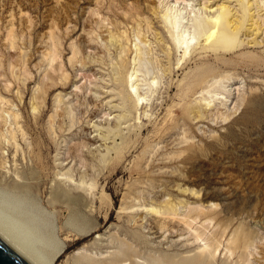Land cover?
Listing matches in <instances>:
<instances>
[{
	"label": "rangeland",
	"instance_id": "obj_1",
	"mask_svg": "<svg viewBox=\"0 0 264 264\" xmlns=\"http://www.w3.org/2000/svg\"><path fill=\"white\" fill-rule=\"evenodd\" d=\"M157 6L158 0H0V122L3 125L0 123V133L9 129L19 131L15 158L11 156L13 145H7L0 135V158L4 155L9 171L5 178L0 177V218L24 236V243L49 264H73L82 249L101 257L108 255L104 256L108 259L125 240L133 248L135 246L138 261L167 257L176 263L197 256V247L204 242L195 239L194 230L209 236L218 232L220 227H226V233L221 237L214 259L207 264H264V62L255 65L249 59H243L221 64L210 55L207 60L216 68L205 86L212 88L217 79L215 87L218 92L224 89L217 97L227 99L224 98L225 105L215 100L210 108L202 105L198 109L199 103L192 93L184 97L177 95L178 84L194 68L193 63L187 61L184 65L183 62L178 68L175 61L179 54L172 50L170 59H167L151 30L148 33L144 28L142 20L147 17L152 30L162 32L166 41L169 39L154 13L159 10ZM135 11L143 14V18ZM131 13H135V19L131 20L134 24L130 22ZM124 14L128 19L125 20ZM136 15H140V19ZM8 29L11 31L7 32ZM135 30L142 33L141 36ZM111 32L119 37L116 44L123 41L121 38L126 43L122 42L127 51H121L126 58L124 66L118 65L122 57L117 51L119 48L112 44L111 48L108 42L107 34H113ZM7 38L14 43L8 42ZM139 42L149 72L146 79L161 77L148 107L127 111L128 118L116 123L113 116L121 111L112 105L121 104L112 95L117 92L114 79L118 72L131 71L132 44ZM167 46L170 48L169 43ZM54 47H57L58 54ZM73 49L76 51L74 55ZM251 49L241 51L252 52ZM53 50L58 57L48 61ZM256 51L259 56L264 55L259 49L253 50ZM225 57L232 58V54ZM158 58L163 66L156 61ZM168 62L173 63L171 71L163 72ZM49 72L56 76L53 83L56 81L58 87L45 86L44 80H48L46 74ZM58 80L64 81L62 86ZM127 105L129 107V101ZM31 106L39 107L32 109ZM144 110L147 115L143 114ZM12 112L20 117L17 126L8 117ZM92 124L112 130L109 137L115 134L114 139H109L111 143L106 144L108 152L101 151L105 146L100 150L95 148L103 141L95 137L97 132ZM161 124L163 131L155 133ZM184 139L189 141L183 142ZM74 145L78 147L77 156L76 153L73 155ZM116 151L121 152L117 159ZM80 155L85 158L83 163ZM144 163L148 170L142 166ZM86 169L90 174L87 178L96 181L93 210H90V204H82L84 199L69 191L73 185L64 176L71 175L77 183L81 172ZM101 188L102 198L99 199ZM166 199L173 203L179 217L187 218L190 227L169 221L165 222L164 231L150 229L154 216L144 212L143 207L150 203L161 208ZM213 203L216 205L212 206ZM121 207L129 210L119 213ZM198 208V212L194 211ZM238 226L249 230L253 237L247 257L240 258L234 248L231 252L225 251L229 234ZM85 233L90 235L86 237ZM75 239L77 244L69 246ZM53 253L56 256L51 259Z\"/></svg>",
	"mask_w": 264,
	"mask_h": 264
},
{
	"label": "bare ground",
	"instance_id": "obj_2",
	"mask_svg": "<svg viewBox=\"0 0 264 264\" xmlns=\"http://www.w3.org/2000/svg\"><path fill=\"white\" fill-rule=\"evenodd\" d=\"M154 2V1H153ZM155 4V3H154ZM159 6V7H158ZM158 11H155V15L156 18L158 19V22L160 23V28L163 30V32L165 31V33L167 34V37L169 39H167V41L165 40L162 32L159 31H154L151 28V22L150 19H148L147 17H145L142 21H144L145 24V29L148 31V33H150L149 31L151 30V33L153 34L152 36H154V40L156 41V43L158 44V46L160 47L161 51L164 53L165 57L167 59H170V53L172 50H174L175 52H177L179 55L176 58L175 61V65L178 66L181 65L184 62V65H187V61L188 63H193L194 68L192 70H190L188 73L185 74V76L180 80L178 87L179 89L177 90V95L184 97L187 96L189 93H192V96L194 97V100L199 103L198 109L201 108L202 105L205 106V108H210L211 105H213V103L215 104V100H220V104L221 105H225L224 102V98L227 99L225 96L222 99V97H217L220 94H223V90L218 92V89H216L215 85L217 82L214 80L213 84L211 85L212 88H210V86H205V84L207 85V79L211 76V74L214 72V69L216 68L212 63H209V61L207 60V58L212 55L215 58V62L219 61L221 64H231L232 62H235L236 60H243V59H249L252 63H254L255 65H259L261 64V62H264V55L259 56L258 52H253V50L255 49H259L260 52H264V0H158ZM135 7V5H134ZM139 7V6H138ZM110 8V7H109ZM132 8V7H131ZM153 8V7H151ZM155 8V6H154ZM128 9V8H127ZM134 9V8H133ZM140 10V9H139ZM154 10V9H153ZM127 11V10H125ZM149 11V10H148ZM133 12V11H131ZM136 12V11H135ZM128 14H130V12H127ZM137 13V12H136ZM139 13V12H138ZM137 13V14H138ZM153 13V12H152ZM135 14V13H134ZM133 14V15H134ZM140 14V13H139ZM133 15L131 13V19L130 22L133 18ZM141 15V14H140ZM138 15V16H140ZM143 15V14H142ZM141 15V19L143 18V16ZM137 16V15H136ZM137 16V17H138ZM128 15H126L125 18V14H124V18L125 20L128 19L127 18ZM139 18V17H138ZM137 18V19H138ZM150 18V17H149ZM135 19V18H133ZM140 19V18H139ZM138 19V20H139ZM128 22V21H127ZM139 21H135V23H138ZM141 22V21H140ZM129 23V22H128ZM127 23V24H128ZM131 23L134 24V21H132ZM112 24V23H111ZM130 24V23H129ZM128 24V26H129ZM132 24V28H134V25ZM141 24V23H138ZM138 24H136L138 26ZM115 25V24H114ZM142 25V24H141ZM139 25V28L140 26ZM114 27V26H113ZM12 27L10 26V29ZM115 28V27H114ZM130 28V27H129ZM136 28V27H135ZM8 29L7 32H10L11 30L13 31V28L10 30ZM113 29V28H112ZM109 30V29H107ZM137 30V29H136ZM135 30V31H136ZM110 31V30H109ZM113 31V30H111ZM117 31H119V29L117 28ZM140 31V29H138V32ZM14 32V31H13ZM115 32V31H114ZM122 32V31H121ZM125 32V29L124 31ZM130 32V31H129ZM132 32V31H131ZM137 32V31H136ZM137 32V34H138ZM15 33V32H14ZM113 33V32H111ZM117 33V32H115ZM107 34L109 35V37L106 38L108 39V42L110 43V47L112 45H117V48H119L118 53H120L121 51L124 53V51L126 48L125 45L126 43L122 42L125 44H123L122 42H119V45L116 44V42H118L116 39H118L119 37L114 36V34ZM120 33V32H119ZM126 33V32H125ZM144 33V32H143ZM146 33V32H145ZM8 34V33H7ZM140 34V33H139ZM138 34V35H139ZM142 34V33H141ZM140 34V36H141ZM15 35V34H14ZM125 34H123L124 36ZM135 35V33H134ZM144 35V34H143ZM8 36L11 37L10 34H8ZM50 36L53 37V35L50 34ZM49 36V38H50ZM122 36V37H123ZM133 36V34H132ZM150 36V35H149ZM13 39L14 36L12 35ZM51 37V38H52ZM116 37V38H115ZM148 37V34H147ZM151 37V36H150ZM50 38V40L52 41V39ZM128 38V37H126ZM138 38V37H137ZM8 39V38H7ZM55 38L53 37V40ZM106 39V40H107ZM133 39V38H132ZM10 38L8 39L9 42ZM105 40V41H106ZM119 40V39H118ZM140 40V39H138ZM11 41V40H10ZM14 41V40H13ZM58 41V40H55ZM142 41V40H141ZM102 42V41H101ZM127 42V39H126ZM129 42V40H128ZM144 42V41H142ZM12 43V41L10 42ZM9 43V44H10ZM14 43V42H13ZM12 43V44H13ZM54 43V42H53ZM124 46H122V44ZM169 43L170 48L167 46V44ZM55 44V43H54ZM104 44V43H102ZM112 44V45H111ZM142 43L139 42V44L134 43L133 45V51H134V57L131 60L132 63V69L131 71L126 70L123 72H118V77L116 79H114V81L116 83H113L114 88L117 90V92H115L114 94H112L113 96H115L118 100H120L121 105H112V108L115 109H119L121 111V113H119V115H117L116 117L113 116V118H116V123H121L122 120H125L126 118H128V115H126V112H131L132 109H138L140 107V109L145 108L146 106L148 107L149 105V101H150V97L152 96V94L156 91V86L158 81L160 80L159 76H155V77H151L150 79H146L147 74H149L148 72V68L145 65L146 62L144 61V50L141 48ZM151 44V43H150ZM81 45V44H80ZM83 45V44H82ZM85 45V44H84ZM105 45H107L105 43ZM129 45V43H128ZM127 45V47H128ZM144 45V44H143ZM149 45V44H148ZM55 46V45H54ZM56 46H57V42H56ZM104 46V45H103ZM105 47V46H104ZM103 47V48H104ZM114 47V46H113ZM150 48V46H148ZM151 47H153L151 45ZM10 48V46H9ZM13 47H11L12 49ZM53 48V45H52ZM55 48V47H54ZM82 48V47H81ZM97 48V47H96ZM106 48V47H105ZM112 48V47H111ZM129 48V47H128ZM154 48V47H153ZM253 48V50L251 49ZM57 47L54 49L56 52ZM131 49V48H130ZM244 49H251V51H241ZM50 52L52 51L50 49V58L48 57L50 60L48 61H54L55 59V53ZM107 50V49H106ZM124 50V51H123ZM154 50V49H153ZM156 50V49H155ZM154 50V51H155ZM74 51V49H73ZM103 51V50H100ZM121 52L122 57L120 56L119 60H118V65L124 66L126 63V58L123 56L124 54ZM131 52V51H130ZM47 53V52H46ZM45 53V54H46ZM58 54V52H56ZM100 53V52H99ZM109 53V51H108ZM157 53V52H156ZM76 54V51L73 52V55ZM129 54V52H128ZM152 54V52H151ZM150 54V55H151ZM232 54V58H226V55ZM47 55V54H46ZM13 56V55H12ZM152 56V55H151ZM58 57V55L56 56ZM125 58V59H124ZM152 58V57H151ZM162 58V57H161ZM58 59V58H57ZM147 59V58H146ZM56 60V59H55ZM157 62L160 63V66H163L161 64V61L159 60V58L156 60ZM113 62V60H112ZM52 63V62H51ZM111 63V62H110ZM114 63V62H113ZM157 64V63H156ZM173 63L171 64L170 62H168V67H165L163 70V72H170L171 71V67H172ZM189 65V64H188ZM234 65V64H233ZM175 66V67H176ZM11 67V66H10ZM13 67V66H12ZM52 68L56 69V66H52ZM157 68V67H156ZM159 68V67H158ZM177 68V67H176ZM12 69V68H11ZM156 70V69H155ZM217 70V69H216ZM54 72V70H52ZM120 71V70H119ZM157 71V70H156ZM52 72V74H53ZM158 72V71H157ZM161 72V71H160ZM159 73V72H158ZM54 75V74H53ZM50 74H46L47 79L50 81L47 82L48 80H44L45 86H49V87H54L55 85L57 86L58 83L56 84L55 82L53 83L54 80V76ZM58 76V75H57ZM114 76V75H113ZM215 76V75H214ZM59 77L62 78V76L60 75ZM64 77V74H63ZM141 77V78H139ZM220 77V76H219ZM216 78V77H215ZM218 78V77H217ZM227 79L231 78V77H225ZM159 79V80H158ZM223 79V78H222ZM60 80V79H59ZM59 80L57 82H59ZM63 80V78H62ZM64 80L66 81V78L64 77ZM221 81V78L219 79ZM218 80V81H219ZM141 81V82H140ZM223 81V80H222ZM64 82V81H61ZM61 82H59L61 84ZM169 82V81H168ZM42 83V82H41ZM67 83V82H65ZM220 83V82H219ZM226 83V82H225ZM43 84V83H42ZM160 84V83H159ZM221 84H223V82H221ZM224 85V84H223ZM62 86V84H61ZM65 86V84H64ZM143 86H146V88H143ZM43 87V86H42ZM41 87V88H42ZM58 87V86H57ZM110 87V86H109ZM120 87H123V90H120ZM45 87H43L44 89ZM251 88V87H250ZM41 89V90H43ZM47 89V88H45ZM49 89V88H48ZM47 89V90H48ZM165 89V88H164ZM221 90V89H220ZM226 90V89H225ZM44 91V90H43ZM107 91V90H106ZM112 91V90H110ZM109 91V92H110ZM227 91V90H226ZM229 91V90H228ZM257 91V89H256ZM46 92V91H45ZM44 92V93H45ZM108 92V91H107ZM159 92V91H158ZM230 92V91H229ZM41 93V92H40ZM43 93V92H42ZM228 93V92H226ZM39 95V94H38ZM37 95V97H39ZM41 95V94H40ZM59 96V93L57 94ZM56 95V96H57ZM197 95V96H196ZM207 95V97L205 96ZM36 97V99H37ZM41 97V96H40ZM44 97V96H43ZM62 99V95L60 96ZM59 97V98H60ZM99 97V96H94ZM93 97V98H94ZM111 97V96H110ZM200 97V98H198ZM35 98V97H34ZM58 98V99H59ZM3 99V98H2ZM57 99V100H58ZM154 99V98H153ZM110 100V99H109ZM108 100V101H109ZM42 101V98H41ZM39 101V102H41ZM62 101V100H61ZM127 101L130 102V105L128 107L127 105ZM156 101V100H155ZM154 101V102H155ZM38 103V101H36ZM36 102L34 105H36ZM55 102H60V101H55ZM93 102V101H92ZM153 102V101H152ZM153 102V103H154ZM95 103V102H94ZM192 103V102H191ZM41 104V103H40ZM40 104H38L40 106ZM98 104V103H97ZM219 104V105H220ZM93 105V104H92ZM193 105V104H192ZM218 105V104H217ZM37 106V107H39ZM58 107V105H56ZM191 106V105H190ZM216 106V105H214ZM238 106V105H237ZM32 109H37V107H33L31 106ZM56 107V108H57ZM101 107V106H99ZM165 107V106H164ZM219 107V106H218ZM222 107V106H221ZM225 107V106H224ZM222 107V108H224ZM55 108V111L57 112ZM59 108V107H58ZM57 108V109H58ZM111 108V109H112ZM221 108V109H222ZM236 108V107H235ZM96 109V108H95ZM220 109V108H218ZM225 109V108H224ZM230 109V108H229ZM232 109V108H231ZM238 109V107H237ZM92 110V109H91ZM99 110V109H97ZM212 110V109H211ZM214 110V109H213ZM227 111V109H225ZM95 111V110H94ZM100 111V110H99ZM172 111V110H171ZM216 111V110H215ZM221 111V110H220ZM235 111V110H234ZM55 112V113H56ZM98 112V111H97ZM154 112V111H153ZM208 112V111H207ZM213 112V111H212ZM219 112V111H218ZM229 112V111H228ZM8 113V112H7ZM54 113V114H55ZM140 113V112H139ZM145 110L143 111V114H145ZM211 113V111H210ZM214 113V112H213ZM233 113V112H232ZM2 114V113H0ZM107 114V113H106ZM134 114V113H133ZM154 114V113H153ZM5 115V114H4ZM2 115V116H4ZM8 115V114H6ZM60 115V113H59ZM98 115V114H97ZM96 115V116H97ZM104 115V113H103ZM147 115V114H145ZM228 115V114H227ZM230 115V114H229ZM12 118V122L15 126L18 125V116L16 113L12 112L11 114L8 115V117ZM62 116V113H61ZM93 116V115H92ZM107 116V115H106ZM41 117V116H40ZM52 117V116H51ZM49 116V118H51ZM79 117V116H78ZM141 117V116H139ZM229 116H227L228 118ZM2 118V117H0ZM4 118V117H3ZM94 118V117H93ZM225 118V116H224ZM5 119V118H4ZM61 119V118H60ZM90 119V118H89ZM168 119V118H167ZM172 119V118H171ZM181 119V118H180ZM198 119V118H197ZM3 120V119H2ZM93 120V119H92ZM111 120V119H110ZM114 120V119H113ZM4 121V120H3ZM6 121V120H5ZM91 121V120H90ZM109 121V120H108ZM107 121V122H108ZM137 121V120H136ZM165 120H163L164 122ZM181 121V120H180ZM2 122V121H1ZM0 122V123H1ZM7 122V121H6ZM92 122V121H91ZM90 122V123H91ZM113 122V121H112ZM179 122V121H178ZM20 123V120H19ZM93 123V122H92ZM95 123V122H94ZM123 123V122H122ZM130 123V122H129ZM140 123V122H139ZM166 123V122H165ZM164 123V124H165ZM5 124V123H3ZM47 124V123H46ZM99 124V123H98ZM103 124V123H102ZM113 124V123H111ZM163 124V123H162ZM160 125V127H157L155 129V133L161 132L163 131V125ZM2 125V123H1ZM7 125V124H5ZM87 125V124H86ZM89 125V124H88ZM93 125V124H92ZM91 125V126H92ZM124 125V124H123ZM127 125V123L125 124ZM3 126V125H2ZM11 126V125H10ZM104 126V125H103ZM114 126V125H113ZM7 127V126H5ZM3 127V128H5ZM20 127V126H19ZM92 127H94V131L97 132V135L95 137L98 136L99 140L103 141L102 145H97V147H95L96 149L100 150L101 146H105L103 149H101V151L106 150V152H108L109 147L108 145L106 146V144L108 142H110V138L114 139L116 136L115 134L111 135L112 137H109L112 130H108L107 128L103 129L98 127L97 125H93ZM119 127V125L117 126ZM183 127V126H182ZM2 128V130H3ZM17 128V127H16ZM51 128V127H50ZM88 128V127H87ZM91 128V127H90ZM115 128V127H114ZM19 129V128H17ZM52 129V128H51ZM168 129V128H167ZM183 129V128H182ZM5 130V129H4ZM20 130V129H19ZM124 130V129H123ZM22 131V130H21ZM20 131V132H21ZM167 131V130H166ZM184 131V129L182 130ZM19 132V131H18ZM17 132V133H18ZM93 132V131H90ZM102 132H105V134H102ZM123 132V131H122ZM16 131L13 129H9V130H5L2 131L0 133V135L3 137L2 139L6 142V144L8 145L9 143H11V145H13L14 147V151L11 154V156H16L17 155V150L19 145L17 144V140H16ZM185 133V131H184ZM23 134V132H22ZM90 134V133H89ZM18 135V134H17ZM25 135V134H24ZM23 135V137H25ZM88 135V134H86ZM182 135V134H181ZM0 136V138H1ZM21 136V135H20ZM169 136V135H168ZM174 136V135H173ZM90 138V137H89ZM181 139V137H179ZM184 138V136H183ZM186 138V137H185ZM24 139V138H23ZM92 139V138H91ZM90 139V140H91ZM173 139V138H172ZM171 139V141H173ZM190 139V138H187ZM1 140V139H0ZM109 140V141H108ZM167 140V139H166ZM177 141V139H175ZM3 141V142H4ZM87 141V140H86ZM85 141V142H86ZM95 141V140H94ZM100 141V142H101ZM169 140V142H171ZM182 141V140H181ZM186 141L185 139L183 140V142ZM189 141V140H187ZM186 141V142H187ZM193 142V141H192ZM72 143V142H71ZM81 143V142H80ZM78 143V145L80 144ZM84 143V142H83ZM111 143V142H110ZM119 143V142H118ZM168 143V142H167ZM172 143V142H171ZM175 143V142H174ZM178 144L180 143V141L177 142ZM176 143V144H177ZM4 143H2L3 145ZM5 144V145H6ZM90 144H94L91 143ZM184 143H181L180 145H182ZM3 145V146H5ZM85 145V144H84ZM171 145V144H170ZM174 145V144H173ZM172 145V146H173ZM75 146V145H74ZM77 146V145H76ZM74 149V153L73 155L76 153L77 148ZM81 145H79L80 147ZM92 146V145H91ZM7 147V146H6ZM85 147V146H84ZM83 147V148H84ZM89 147V146H88ZM164 147V146H163ZM174 147V146H173ZM1 148V147H0ZM73 148L71 150H73ZM102 148V147H101ZM115 148V147H114ZM169 148V147H167ZM2 149H4L2 147ZM147 149V148H146ZM93 151V150H92ZM17 152V153H16ZM21 152V151H20ZM82 152V151H81ZM96 152V151H95ZM143 152V151H142ZM178 152V151H177ZM182 152V151H181ZM105 153V152H104ZM120 151H116L115 153V159H117L120 155ZM144 153V152H143ZM141 153V154H143ZM163 153V152H162ZM168 153L171 154V152L168 151ZM172 153H175V151H173ZM180 153V151H179ZM16 154V155H15ZM111 154V153H110ZM150 154V153H149ZM152 154V153H151ZM181 154V153H180ZM179 154V155H180ZM2 155V154H1ZM78 154L76 153V156ZM163 155V154H162ZM165 155V154H164ZM168 155V154H167ZM173 155V154H171ZM174 155H178V154H174ZM4 157V155H2ZM81 156V155H80ZM87 156V155H86ZM143 156V155H142ZM141 156V157H142ZM169 156V155H168ZM3 157L0 158V177L1 178H5L7 176V174H9V171L6 169V161L3 159ZM79 157V156H78ZM83 156L80 157V162L83 163V160L85 159ZM151 157V155H150ZM164 158V156H162ZM167 157V156H165ZM174 157V156H173ZM180 157V156H179ZM15 158V157H14ZM23 158V157H22ZM87 158V157H86ZM161 158V155H160ZM169 158V157H167ZM171 158V157H170ZM169 158V159H170ZM43 159V158H42ZM143 159V158H142ZM145 159V158H144ZM16 161V160H15ZM85 161V160H84ZM138 161V160H137ZM145 161H147V159H145ZM141 162V161H140ZM151 162V161H150ZM146 163V162H145ZM144 163V164H145ZM148 165V162H147ZM144 166V168H146V164L142 165ZM149 166V165H148ZM147 166V167H148ZM91 169L92 166L90 165ZM136 167V166H135ZM138 167V165H137ZM133 169V168H132ZM147 169V168H146ZM148 170V169H147ZM116 171V170H115ZM88 169H86V171H83V173L81 172L80 176H79V180L77 183H75L73 177L71 175H64L65 179L73 185L72 189H69V191H72L73 193L76 194V196H78L80 199H84L82 201V204L87 206L90 204L89 208L90 210L92 209V204L94 203L93 200L95 199V194L93 193V189L95 188V184L94 180L88 179L87 177H89L88 175ZM112 173V172H111ZM151 175V174H150ZM16 176V173H15ZM14 176V177H15ZM17 181V178H15ZM137 180V179H136ZM134 182V181H133ZM140 182V181H139ZM143 182V181H142ZM136 185H138L139 183H136V181L134 182ZM133 184V183H132ZM132 184L130 186H132ZM134 186V185H133ZM129 187V186H127ZM132 188V187H131ZM139 190V189H138ZM184 190V189H183ZM134 191V190H133ZM137 191V190H136ZM102 188L100 191V195H99V199L102 198ZM139 194H141V191L139 190ZM99 193V191H98ZM135 193V192H133ZM138 194V193H137ZM127 195V194H126ZM129 196V195H128ZM131 197V196H130ZM97 198V199H98ZM127 198V197H126ZM132 198V197H131ZM160 199V198H158ZM158 199H154V200H158ZM131 200V199H130ZM167 200V199H166ZM161 201V200H160ZM151 202H154L153 199L151 200ZM159 203V202H158ZM161 203V202H160ZM159 203V204H160ZM81 204V203H80ZM145 204V203H144ZM150 203H148V205L146 206H136L138 208H142L144 212L151 213L153 214L154 218L152 220V224L150 223V225H152V228L150 229H155L157 231H161L164 229L165 227V222H174L175 224H181L184 225L185 227H190V222L187 220V218L184 217H179L174 210L172 204L167 201L163 200V205L161 208H158L156 206H152L149 205ZM156 204V202H155ZM162 204V203H161ZM210 204L207 202V205ZM214 204V203H213ZM143 205V204H142ZM157 205V204H156ZM216 204L212 205L215 206ZM161 206V205H160ZM210 206V205H208ZM124 207V206H123ZM211 207V206H210ZM128 207H126L127 209ZM133 208V207H132ZM136 208V209H138ZM176 208V207H175ZM196 208V207H195ZM201 208V205L200 207ZM195 210L194 211H199ZM125 208H119V213H125L126 212ZM133 209V210H136ZM191 209V208H190ZM197 209V208H196ZM93 210V209H92ZM129 210V208H128ZM131 210V209H130ZM142 210V211H143ZM193 210V209H192ZM139 211V210H137ZM200 211H202L200 209ZM102 213V212H101ZM118 213V214H119ZM150 215V214H148ZM119 216V215H118ZM142 216V215H141ZM146 216V215H145ZM152 216V215H151ZM108 218H110V215L108 216ZM139 218V217H138ZM124 219V218H122ZM137 219V217H136ZM143 220V219H142ZM126 221V220H125ZM210 221V220H209ZM134 223H136L135 219L133 220ZM140 222L141 221V217H140ZM193 222V221H192ZM138 223V222H137ZM169 224V223H168ZM196 224V223H195ZM135 225V224H134ZM167 225V224H166ZM93 228V227H91ZM218 228V227H217ZM166 229V228H165ZM187 229V228H186ZM190 229V228H188ZM192 229V228H191ZM202 229V228H201ZM76 230V229H75ZM89 232V230H87ZM164 231V230H163ZM84 232V231H83ZM170 233V232H169ZM172 233V232H171ZM193 233V232H192ZM226 233V227H220L218 229V232H216L215 234L212 235H205L204 233H200L197 232L196 230H194V234H195V239L197 240H201V242L203 241L204 243L200 246L197 247L198 249V254L195 258L192 259H183L181 261H178L176 263H173L170 259H168L167 257L164 258H156V259H150L149 262L142 260V261H138L136 259L137 255L134 252L135 246L134 248L131 246V244H127L126 240L124 242L121 241V247L118 250H114V253L112 257H109L108 259L104 258V256H100V254L97 255L96 254H92V253H88V252H82L80 250L81 253H77V256L73 259V264H128L127 262L129 261V264H207L208 261L210 262V260L214 259L215 254L218 250V248L221 245V237L224 236V234ZM86 237L90 234L85 233ZM82 235V234H81ZM84 235V234H83ZM83 236V237H85ZM0 237L12 248L14 249L25 261H27L29 264H49L48 261L44 260L31 246H28L24 243L25 238L24 236H20L13 228L8 227L7 222H5L3 219L0 218ZM252 235L251 232L247 229H242L241 227H235V229L232 230V232L229 234L228 238H227V245H226V249L227 252H231V248L237 249L239 254L238 256L241 258L243 256L247 255V249L249 248V246L252 244L251 240H252ZM124 240V239H122ZM69 241V240H68ZM78 241H75L69 245V246H74L75 244H77ZM120 242V241H119ZM133 243V242H130ZM123 248V249H122ZM233 249V250H234ZM235 251V250H234ZM51 252V251H50ZM111 252V251H110ZM233 252V251H232ZM237 252V251H236ZM59 254V252H57ZM100 253V252H99ZM111 254V253H109ZM232 254V253H231ZM229 254V255H231ZM249 255V254H248ZM56 256V253H53L51 255V259ZM108 255H106L105 257H107ZM111 256V255H110ZM237 256V257H238ZM247 257V256H246ZM238 258V260L240 259ZM245 258V257H244ZM241 260V259H240ZM243 261V259L241 260ZM240 261V262H241ZM239 262V261H238ZM246 261H243V263H245ZM248 262H246L247 264ZM240 264V263H239ZM250 264V262H249Z\"/></svg>",
	"mask_w": 264,
	"mask_h": 264
},
{
	"label": "water",
	"instance_id": "obj_3",
	"mask_svg": "<svg viewBox=\"0 0 264 264\" xmlns=\"http://www.w3.org/2000/svg\"><path fill=\"white\" fill-rule=\"evenodd\" d=\"M0 264H29L0 237Z\"/></svg>",
	"mask_w": 264,
	"mask_h": 264
}]
</instances>
